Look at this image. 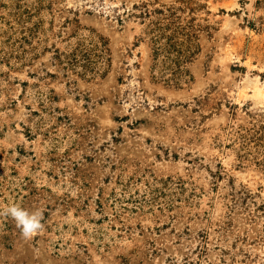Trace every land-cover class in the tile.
<instances>
[{
  "label": "rangeland",
  "instance_id": "rangeland-1",
  "mask_svg": "<svg viewBox=\"0 0 264 264\" xmlns=\"http://www.w3.org/2000/svg\"><path fill=\"white\" fill-rule=\"evenodd\" d=\"M264 0H0V264H264Z\"/></svg>",
  "mask_w": 264,
  "mask_h": 264
},
{
  "label": "clouds",
  "instance_id": "clouds-1",
  "mask_svg": "<svg viewBox=\"0 0 264 264\" xmlns=\"http://www.w3.org/2000/svg\"><path fill=\"white\" fill-rule=\"evenodd\" d=\"M0 216L10 217L25 239L37 235L44 228L42 213L38 209H25L16 204L0 209Z\"/></svg>",
  "mask_w": 264,
  "mask_h": 264
},
{
  "label": "bare ground",
  "instance_id": "bare-ground-1",
  "mask_svg": "<svg viewBox=\"0 0 264 264\" xmlns=\"http://www.w3.org/2000/svg\"><path fill=\"white\" fill-rule=\"evenodd\" d=\"M263 97H264V93H262Z\"/></svg>",
  "mask_w": 264,
  "mask_h": 264
}]
</instances>
